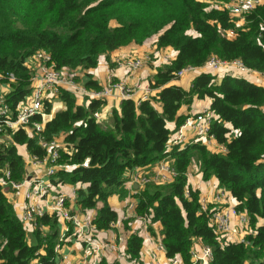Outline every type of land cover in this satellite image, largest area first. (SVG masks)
<instances>
[{
    "label": "trees",
    "instance_id": "1",
    "mask_svg": "<svg viewBox=\"0 0 264 264\" xmlns=\"http://www.w3.org/2000/svg\"><path fill=\"white\" fill-rule=\"evenodd\" d=\"M212 1L215 4L207 0H0V72L12 71L16 76L5 102L15 109L31 90L27 59L37 50L49 52L58 68L83 70L84 85L97 89L101 85L87 70L96 66L101 54L156 35V48L171 46L175 56L150 78L155 93L139 101L121 98L118 107L110 110V124L93 115L105 98L79 103L73 91L58 88L57 97L65 107L54 112L41 133L45 139L63 133L65 145L59 148L58 160L73 165L58 169L50 180L81 182L75 190L78 208H96L91 224L106 229L117 219L108 196L125 195L128 172L170 155L174 178L144 183L135 193L134 208L146 217L149 229L159 222L166 256L178 255L182 264H200L192 262L193 242L199 238L211 248L210 264H264V85L234 74L217 79L205 70L192 78L187 89L171 82L178 77L176 71L201 66L211 55L239 59L246 67L264 72V0L243 14L241 24L239 15L216 4L230 0ZM194 97L211 99L215 118L209 133L225 151L210 150L202 140L168 147L172 130L167 121L175 120L178 126L185 117L178 109ZM45 104L50 112L51 103ZM31 119L39 120L40 115ZM9 134L13 141L0 145V164L7 163L13 177L20 179L25 168L16 144L25 143L30 154L38 157L46 149L23 127ZM194 156L202 176L214 175L234 198L235 208L248 215L251 231L244 234L246 242L220 236L200 210L199 190L187 178ZM85 158L86 166L81 164ZM59 231L57 215L43 213L36 216L29 242L23 222L0 187V264H61L54 250ZM141 247L142 236L130 231L125 250L134 264H143ZM100 264L119 263L101 259Z\"/></svg>",
    "mask_w": 264,
    "mask_h": 264
},
{
    "label": "built area",
    "instance_id": "2",
    "mask_svg": "<svg viewBox=\"0 0 264 264\" xmlns=\"http://www.w3.org/2000/svg\"><path fill=\"white\" fill-rule=\"evenodd\" d=\"M261 0H230L221 5L227 7L232 14L239 15L243 18V14ZM233 30H228V34H232ZM36 63V71L31 73L30 79H35V84L31 86V90L18 101L15 109H12L8 103L5 102V97L0 100V135L9 133V130H14L18 127H29L32 135H36L37 142L41 147L46 149L42 157L30 154V160L34 164H45L44 173L42 175L33 176L24 172L20 179L13 177L12 170L7 163L0 164V187L7 189H22L25 198V205L23 207L20 219L23 223L35 225L36 216L43 213H55L60 223L59 241L55 244L54 250L59 251L67 236L74 237L78 241L83 242V253L78 264H100L102 248L117 250V257L122 253V246L124 243V236L118 235L112 241H98L92 238L90 234L86 233L85 227L87 223L83 222L79 216L78 208L75 210L69 207L66 196L62 193H57L53 198L48 197V186L50 185V178L56 173L58 169H69L73 163L68 161H59V148L61 144L56 138L45 139L41 133L45 122L49 120L55 108L54 102L58 95L59 87L71 88L88 98H107L113 92L117 91L121 98L133 97L138 91L139 96L135 99L137 101L149 97L152 88L149 84L141 85V83L127 84L124 80H115L111 75L106 77L105 84L100 88L86 87L82 81H77L71 70H65V67L58 68L52 60L49 52L45 50H37L33 53L31 58ZM124 64L134 71L144 64V59L141 56H133L126 58ZM204 66L215 72L220 67L234 66L241 71H250L239 59L226 60L216 55H211L207 58ZM197 66L183 67L175 72L177 76L184 74L187 70L195 69ZM76 73V72H75ZM264 76V72H262ZM16 76L12 71L5 73L0 72V88L10 85ZM51 103V110H45V103ZM35 114L40 115L39 120H32ZM96 119H102L101 110L93 111ZM215 118L214 112L210 109H204L197 112L187 114L183 121L176 126L170 133L168 139V147L174 144L184 145L192 141L202 140L208 143L214 139L213 134L209 133L211 121ZM188 132L192 133L189 137ZM82 165H88V158H85ZM176 175V171L172 165V157L166 155L159 159L155 166L153 173H132L131 180L144 184L149 181L154 182H169ZM224 188L218 189L212 201V205L205 199L199 198L200 210L204 211L210 223L214 226L215 231L221 236L222 233L231 232L233 218L237 219V223L241 225L243 234L237 239L245 240L244 234L250 230L248 222V215L243 210L235 208L234 203L227 202V194ZM76 202V191H75ZM129 209L135 208V201L129 200L127 203ZM141 216V215H140ZM147 221L146 217L141 216ZM115 221L110 222V226H114ZM211 248L209 245L203 244L199 251L192 249V262H199L200 264H210L209 258ZM150 264H181L178 255L167 256L160 260L155 258Z\"/></svg>",
    "mask_w": 264,
    "mask_h": 264
},
{
    "label": "crops",
    "instance_id": "3",
    "mask_svg": "<svg viewBox=\"0 0 264 264\" xmlns=\"http://www.w3.org/2000/svg\"><path fill=\"white\" fill-rule=\"evenodd\" d=\"M244 19L239 18L238 23H243ZM156 35L151 36L147 38L143 43L141 44H134L130 43L127 45H123L119 48L114 49L111 51L108 55L107 54H101L98 58V62L95 67L90 68L89 71L91 73V76L93 79H95L101 86L105 84L106 77L108 75H111L113 79L115 80H124L127 84H136L141 83V85L149 84L150 78L153 76V74L156 72L157 68L161 66L164 63H167L169 60H171L175 54L176 50L171 47L167 46L164 48H156L155 40ZM151 44V45H150ZM153 50L152 57H154V60L150 61L145 65V63L138 69L134 71H130V69L124 64V60L129 57H133L136 55H143L140 54L142 50ZM146 51L145 54H147ZM168 56V58L166 59ZM29 62V67L31 68V63H33L31 60ZM31 73H34L35 70H32ZM232 69L237 68L232 67L228 68L225 72L218 75L216 71L214 74H216L217 79H219L224 74H234V75H240L236 74ZM65 70H70L68 68H65ZM210 71L208 70L204 64L201 66H198L195 69L187 70L183 75L178 76L176 79H173L171 82L177 83L181 85L183 88L187 89L189 88L191 84L192 78L199 73L200 71ZM75 71H77L79 80L82 81L86 78L84 75V71L77 68ZM212 72V71H211ZM250 73L248 75L242 74L241 76L246 77L247 79L264 85V76L262 75V72L251 69L249 71ZM35 79H31V86L35 84ZM11 86H6L0 88V100H2L3 97L6 96V94L10 91ZM66 88V87H65ZM67 89V88H66ZM69 90L73 91L76 95V99L79 103H86L85 96L79 92L74 91V89L69 88ZM157 89L152 88L151 94L155 93ZM138 91L135 95V98L139 96ZM5 99V98H4ZM120 95L117 91L113 92V94L109 95L105 100L106 102L101 106V114H102V121L110 124L111 118H110V110L113 107H118L120 102ZM210 102L211 99L209 97L204 98H197L194 97L192 102L188 104H182L180 108L178 109V113L186 116L189 113L197 112L200 110H204L207 108H210ZM157 104V103H156ZM158 105V104H157ZM55 108L62 107L64 108V103L58 99V97L55 99L54 105ZM160 109V106H158ZM167 126L173 131V129L176 127L175 120H168ZM25 131L27 134L32 135V131L29 127L25 128ZM192 133L188 132V136L190 137ZM56 140L61 144V146H64L65 143L63 141L64 135L63 133L58 134L56 137ZM12 137L9 133H3L0 135V145L1 144H8L11 143ZM206 146L213 151H225V147L223 144H220L216 141V139L210 140L208 143H205ZM17 152L22 155L24 160V168L26 173L33 176L42 175L44 173L45 164H34L30 160V152L27 149V146L25 143H18L16 144ZM156 162L152 165L148 166H137L134 169H132L129 174V179L124 182V187L126 189L125 195L122 197L118 192H114L108 196V202L109 204L116 210L117 212V219L115 220L114 226H110L106 229H95L93 224H91V221L93 217L96 214V208H87L83 211H80L78 208V204L75 202V190L77 187H79L81 182L69 183V182H58L53 183L50 180V185L48 186V197L53 198L57 193H62L66 196L67 202L69 204V207L75 208V210L78 208L79 216L81 220L85 223H87V226L85 227V232L90 234L92 238L97 239L98 241H112L116 239L118 235L124 236V243L122 246V253L120 257H117V250H110V249H104L102 248L100 250L101 252V259L105 260L108 263H119V264H134L131 258L128 257V254H126V238L130 231H138V233L142 236V247L140 250V258L143 261V264H150L155 258H158L160 260L165 259L167 256L165 254V249L162 244L161 240V233H160V227L158 221H154L151 223V229H149V223L148 220H144L140 215L136 214L135 209H129L127 206V203L129 200L135 201L136 204V191L141 188L143 185L138 183L136 187H133V183L135 181L131 180V174L136 173H153L154 166ZM187 178L188 183L191 185L192 188L199 190V198L205 199L210 204H212L213 197L215 192L223 188L218 184V180L214 175L209 176L208 178H204L202 176L201 169L199 167H196V164L192 165V163L189 164L188 170H187ZM4 194L8 198L9 201L12 202L14 209L18 216L20 217L23 207L25 205V198L23 195V190L21 189H7L3 188ZM225 194H227V202L228 203H234V198L229 196V192L227 191ZM232 228H231V234L234 236L235 239H237L239 236L243 234L241 225L237 223V219L233 218L232 221ZM24 227L26 229L27 234L30 233L27 240L29 242L33 241V226L27 223H23ZM128 225V228L125 226ZM47 229L46 227L44 228ZM241 229V231H240ZM233 236H230L233 238ZM230 238V239H231ZM203 245V242L197 238L193 242L192 249L199 251L201 246ZM83 253V242L76 240L74 237L67 236L66 240L64 241L62 247L57 252V260L61 264H78L79 260ZM182 264V262H181Z\"/></svg>",
    "mask_w": 264,
    "mask_h": 264
},
{
    "label": "rangeland",
    "instance_id": "4",
    "mask_svg": "<svg viewBox=\"0 0 264 264\" xmlns=\"http://www.w3.org/2000/svg\"><path fill=\"white\" fill-rule=\"evenodd\" d=\"M210 4H215V2H213L212 0H207ZM222 3H224V2H216V4H218V5H221ZM151 45V44H150ZM148 50V49H147ZM146 49L145 50H142L141 52H139L140 54H143V55H136V56H141L143 59H144V63H145V65L147 64V63H149L150 61H152V60H154V57H152V49H151V51H149V52H147V54H145L146 53V51H147ZM33 55V54H32ZM31 55V56H32ZM153 55H154V53H153ZM166 55L167 54H165V55H163V56H165L166 57ZM31 56H30V58H31ZM168 58V56L166 57V59ZM32 61V60H31ZM33 63H31L30 65H31V68H32V65H33V67H36V63L34 62V61H32ZM28 63V65H29V62H27ZM232 67H234V66H229V67H220V68H218L217 70H216V73L218 74V75H220V74H222L223 72H225L226 70H228V68H232ZM236 68V67H235ZM68 69H70L71 71H70V73H72L73 74V76L74 77H76V76H78V74H77V71H75L76 70V68H68ZM32 70H35L36 71V68H33ZM136 70V69H135ZM236 74H240V75H242V74H244V75H248L250 72L249 71H241V70H239L238 69V71L236 70V69H232ZM76 72V73H75ZM183 75V74H182ZM236 132V131H235ZM191 163H192V165H194V163L196 164V167L198 168L199 167V169H201L200 168V164H199V161H198V159L194 156L193 158H192V160H191ZM202 172V171H201ZM227 192V191H226ZM214 198V197H213ZM234 203H235V200H234ZM230 205L232 204L231 202L229 203ZM209 205H212V204H210L209 203ZM262 223V218L261 217H258V220H257V224H261ZM240 231H241V229H240ZM30 235V233H28L27 234V238H28V236ZM222 236L223 235H226L228 238H231L230 236H233L232 234H231V232H228V233H222L221 234ZM231 239H235L234 238V236H233V238H231Z\"/></svg>",
    "mask_w": 264,
    "mask_h": 264
},
{
    "label": "water",
    "instance_id": "5",
    "mask_svg": "<svg viewBox=\"0 0 264 264\" xmlns=\"http://www.w3.org/2000/svg\"><path fill=\"white\" fill-rule=\"evenodd\" d=\"M56 110H54V112H55ZM138 185V183L137 182H135V183H133V187H136Z\"/></svg>",
    "mask_w": 264,
    "mask_h": 264
}]
</instances>
